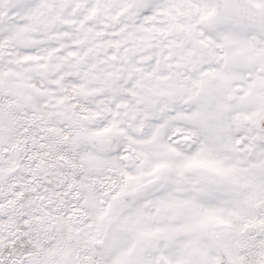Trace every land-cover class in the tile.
Segmentation results:
<instances>
[{"label": "snow or ice", "instance_id": "1", "mask_svg": "<svg viewBox=\"0 0 264 264\" xmlns=\"http://www.w3.org/2000/svg\"><path fill=\"white\" fill-rule=\"evenodd\" d=\"M0 264H264V0H0Z\"/></svg>", "mask_w": 264, "mask_h": 264}]
</instances>
